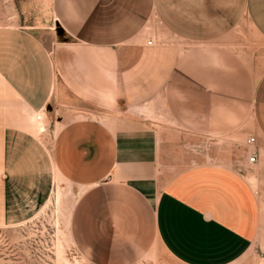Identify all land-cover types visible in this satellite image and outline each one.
<instances>
[{"label":"crops","instance_id":"crops-1","mask_svg":"<svg viewBox=\"0 0 264 264\" xmlns=\"http://www.w3.org/2000/svg\"><path fill=\"white\" fill-rule=\"evenodd\" d=\"M53 10L71 42L0 27V222L38 214L58 176L83 192L100 262L159 248L178 264L244 257L264 239V61L235 44L244 17L264 39V0H53ZM150 21L164 31L139 49ZM42 109L52 147L32 131ZM250 135L254 171L247 151L181 155L191 137Z\"/></svg>","mask_w":264,"mask_h":264},{"label":"rangeland","instance_id":"rangeland-1","mask_svg":"<svg viewBox=\"0 0 264 264\" xmlns=\"http://www.w3.org/2000/svg\"><path fill=\"white\" fill-rule=\"evenodd\" d=\"M55 19L53 0H0V27L48 28L54 33L57 31L60 38L63 37L59 40L71 42L60 30ZM163 31L159 22L150 21L132 42L137 44L139 49H145L149 47L147 40L150 35L154 36L157 32ZM238 31L240 37L235 47L240 54L254 55L255 58L264 61V39L256 33L246 17L238 25ZM145 113L148 120L144 123L150 125V112ZM44 115L42 121H38L36 117L33 119L32 131L52 147L55 135L52 126L54 121H51L53 113L48 115L50 119ZM154 123L163 127L173 125L166 117H160L154 120ZM242 141L241 137L235 136L228 143L191 137L189 141H185L187 150L180 153L186 155L190 161L225 158L241 160L246 158V146ZM248 168L255 170L250 164ZM59 180L57 176L51 198L34 217L17 225L0 222V264H178L161 248L144 253L127 263L100 262L103 258L109 257H104L88 239L85 225L86 209L82 203L83 192L67 182L60 185ZM232 264H264V239L256 240L252 249Z\"/></svg>","mask_w":264,"mask_h":264},{"label":"built area","instance_id":"built-area-1","mask_svg":"<svg viewBox=\"0 0 264 264\" xmlns=\"http://www.w3.org/2000/svg\"><path fill=\"white\" fill-rule=\"evenodd\" d=\"M154 38L149 37L147 40V45L148 46H153L155 43ZM45 115H44V110H40L36 113V119L38 121H42L44 120ZM246 151H247V159H248V163L250 165H254L255 163H257L258 159H259V152L257 149V138L254 135H250L247 140H246Z\"/></svg>","mask_w":264,"mask_h":264},{"label":"water","instance_id":"water-1","mask_svg":"<svg viewBox=\"0 0 264 264\" xmlns=\"http://www.w3.org/2000/svg\"><path fill=\"white\" fill-rule=\"evenodd\" d=\"M58 25H59V23H58ZM59 28H60V25H59ZM60 30H62L61 28H60ZM63 31V30H62Z\"/></svg>","mask_w":264,"mask_h":264}]
</instances>
